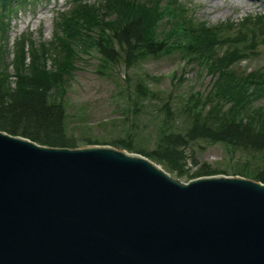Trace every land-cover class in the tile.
Here are the masks:
<instances>
[{"label":"water","instance_id":"95a60500","mask_svg":"<svg viewBox=\"0 0 264 264\" xmlns=\"http://www.w3.org/2000/svg\"><path fill=\"white\" fill-rule=\"evenodd\" d=\"M0 264H264V183L0 131Z\"/></svg>","mask_w":264,"mask_h":264},{"label":"trees","instance_id":"16d2710c","mask_svg":"<svg viewBox=\"0 0 264 264\" xmlns=\"http://www.w3.org/2000/svg\"><path fill=\"white\" fill-rule=\"evenodd\" d=\"M32 1L0 0V7L6 13L14 9L11 3L30 4ZM84 1L75 0L74 9L64 17L62 28L65 38L61 39L63 60H56L58 46L53 43H36L27 35L15 41L14 58L11 60L16 77L14 86L6 75L5 63H2L6 52L0 43V130L56 147L108 143L85 134L77 136L70 131L65 103L53 96L55 88L63 83L64 74L72 67V40L78 39V35L92 38L88 32L98 27L101 41L96 40L95 44L105 59L114 61L124 56L125 63L133 65L156 55L157 46H160L157 31L161 21L169 16L172 25L170 34L186 40L183 44L186 53L196 55L200 64L214 77L212 88L204 99L195 103L196 110L189 108L191 119L187 129L176 131L161 125L160 129L158 127L157 143L152 150L121 139L114 144L141 152L176 175L189 178L229 173L227 169H217L207 163L199 164L192 174L189 173L186 150L200 139L264 152V105L255 106L256 99L264 95V79L260 72L237 68L242 59L256 54L258 45L264 42V38L257 35L258 28L261 31L264 29V15L255 17L249 23L247 20L245 31L240 28L229 30L225 26L208 27L195 23L191 17H185V8L181 4H161V0H106L97 7ZM4 26L6 23L2 22L1 31H5ZM106 28H110L111 32H105ZM106 43L111 46L117 43L120 50L114 51ZM27 44L28 50L25 49ZM48 58L54 62L52 69L48 68ZM249 86H253V90H249ZM169 116L163 120L166 124ZM232 173L253 176L264 182V165L253 173L242 170Z\"/></svg>","mask_w":264,"mask_h":264},{"label":"rangeland","instance_id":"374dc122","mask_svg":"<svg viewBox=\"0 0 264 264\" xmlns=\"http://www.w3.org/2000/svg\"><path fill=\"white\" fill-rule=\"evenodd\" d=\"M69 2L33 0L30 4L15 6L8 20L9 30L7 33L0 30V35H3L0 43L6 52L2 63H5L6 75L12 86L16 80L11 65L14 39L22 33H28L35 41H50L55 31V15L58 11L67 10L71 6ZM87 2L97 5V2L103 0ZM179 4L185 8L186 18L193 14L198 22L206 25L230 22L237 28L243 27L238 24L245 21V18L264 11L262 0H177L175 5ZM169 20L166 16L157 31L160 46H157L156 55L133 65L125 63L124 56L111 62L107 59L104 63L105 56L95 44L100 35L98 27L88 32L92 38L78 35L79 38L74 42L78 49L75 48L71 63L75 68L73 72L64 74L63 83L53 91L55 100L60 99L65 103L70 131L77 136L85 134L106 140L104 142L112 145H117L114 142L120 139L134 142L135 146L149 151L157 143L158 127L160 129L164 126L176 131L187 129L191 119L189 108L197 109L195 103L205 98L214 77L197 60H189L188 55L179 51L176 45L186 41L184 38L176 37L178 44L168 39L166 31L170 28ZM105 30L111 32L110 28ZM257 35L264 37V29L261 31L258 28ZM106 44L114 51L120 50L117 43L112 46ZM259 50L256 57L248 62L241 61L239 67H248L249 70L264 65V43ZM60 59L63 60V57ZM56 60H59L58 57ZM249 90H253V87L249 86ZM257 105H264V95L256 100ZM168 116L169 125L163 122ZM186 153L189 155L186 168L192 167L190 174L203 163L217 169H227L229 173L239 170L253 173L264 165V152L201 139L190 144ZM195 161L198 163L194 164ZM188 178L183 176L181 179L185 181Z\"/></svg>","mask_w":264,"mask_h":264},{"label":"bare ground","instance_id":"6f19581e","mask_svg":"<svg viewBox=\"0 0 264 264\" xmlns=\"http://www.w3.org/2000/svg\"><path fill=\"white\" fill-rule=\"evenodd\" d=\"M241 1H243V0H240V2ZM136 109H138V108H136ZM10 134V133H9ZM12 135V134H11ZM12 136H14V135H12ZM32 142H34V143H36V144H40L39 142H37V141H34V140H31Z\"/></svg>","mask_w":264,"mask_h":264}]
</instances>
